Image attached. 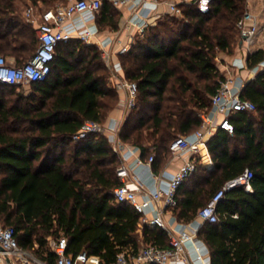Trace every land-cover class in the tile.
<instances>
[{
  "label": "trees",
  "instance_id": "1",
  "mask_svg": "<svg viewBox=\"0 0 264 264\" xmlns=\"http://www.w3.org/2000/svg\"><path fill=\"white\" fill-rule=\"evenodd\" d=\"M178 5L182 14L164 13L119 55L126 80L138 85L119 142L138 146L144 159L154 150L155 170L171 153V141L199 122L191 108L210 109L226 78L217 53L233 54L241 43L238 21L247 0H214L207 13L197 0ZM121 15L105 0L96 23L100 30L118 29ZM36 43L18 0H0V53L20 65L34 54ZM262 60L264 48L248 55V66ZM109 69L97 44L73 38L58 44L49 78L31 82V92L0 84V222L12 226L20 246L43 260L54 262L50 238L62 235L69 253L86 251L104 264H113L124 249L141 248V214L114 196L122 184L119 151L105 133L74 138L85 120L104 124L119 103ZM242 96L256 109L234 114V132L220 129L210 139L213 167L199 164L171 208L179 221L188 222L227 181L253 170V189L226 190L217 204L218 220L198 229L211 264H264V70L245 84ZM190 180L197 187L189 189ZM143 232L145 243L169 246L166 229Z\"/></svg>",
  "mask_w": 264,
  "mask_h": 264
},
{
  "label": "built area",
  "instance_id": "2",
  "mask_svg": "<svg viewBox=\"0 0 264 264\" xmlns=\"http://www.w3.org/2000/svg\"><path fill=\"white\" fill-rule=\"evenodd\" d=\"M104 1L71 0L63 6L54 9L49 8L42 12L36 26L38 44L34 54L27 61L17 65L0 53V84L6 83L19 86L24 83L46 81L51 74L55 51L60 42L69 41L73 38L89 42L96 35L98 27L92 26L90 23L95 21ZM112 1L119 8L130 4L131 7L135 8L134 10H138L146 6L149 0ZM160 1L163 2V0H154V4H158ZM166 1L169 12L182 14L181 8L175 1ZM213 1L197 0L199 10L202 13L209 12ZM148 7L149 11L153 8ZM27 15L31 16V9L28 10ZM159 16L158 14L157 17ZM29 18L31 21H36L34 17ZM135 23L138 25L139 30L143 32L145 27L152 22L148 19V15H140L135 16ZM238 27L241 30L242 45L249 49L259 31L257 16L250 11H245L238 21ZM127 50L128 46L122 48L123 52ZM121 67L123 68L120 62L113 68L118 71ZM259 69L264 70V60L253 67V72H258ZM235 82L236 78L232 74L226 75V78L221 81L220 87L212 96L210 109L196 112V117L199 120L197 128L180 134L171 141V153L182 157L184 159L183 163L170 177L166 187H155L143 198L139 197L141 185L130 181L133 167L126 163L127 156L122 153L123 149L135 151L138 146H123L119 142V138L113 139L114 149L119 151L122 159V163L117 168V174L121 178L122 184L114 189V196L117 200L134 206L141 214L140 219L144 223H152L155 226L162 227L168 231L170 236L169 246L167 247L147 243L137 252H133L129 248L124 249L118 253L113 264H196L199 261L211 264L210 252L207 249L208 254H206L203 250L202 245L205 242L197 234L200 226H196L192 232L182 228L171 230L163 219V212L165 209H171L177 204L179 187L192 175L199 164L207 166L213 164V156L209 145L210 137L219 129L233 133L235 125L231 117L240 111H253L256 109V105L252 100L242 96V89ZM123 85L127 88L125 105L128 112L136 103L138 85L136 81L129 80H125ZM104 131V124L89 119L84 121L78 132L75 133L74 138L82 139L91 133H103ZM153 160L154 154H151L146 160L138 155L135 158L134 165L143 164L144 162L150 164ZM253 176V170L247 168L235 178L227 181L199 209L196 218L200 219L201 223L217 221V204L226 190L235 186H243L246 190H252ZM149 212L152 213L151 217H148ZM192 241H195V255L193 256L187 253V245ZM0 244L3 247V249H0V263L5 262L7 257L15 256L23 259L26 264H29L31 260L37 261L39 264H104L98 255L89 254L86 251L79 252L76 255L69 253L67 251L68 239L64 235L52 242V250L56 254L54 262L38 258L20 246L12 226H4L1 222Z\"/></svg>",
  "mask_w": 264,
  "mask_h": 264
},
{
  "label": "crops",
  "instance_id": "3",
  "mask_svg": "<svg viewBox=\"0 0 264 264\" xmlns=\"http://www.w3.org/2000/svg\"><path fill=\"white\" fill-rule=\"evenodd\" d=\"M166 0L160 1L158 4H154V0H149L146 6L141 7L138 10H134L135 8L130 4L124 5L120 7L122 15L119 21L118 29H105L100 30L96 19L95 21H91L92 26L98 27V32L91 39V41L87 43H94L99 46L102 51V55L106 57L107 65L111 69L113 76L111 81L118 88V92L120 95V101L117 106L110 112L106 122L104 123L105 133L108 135L111 143L114 147L115 138H119V132L124 122L128 112L126 109V98H127V88L123 85V82L126 80L124 70L121 67L118 71H116L113 67L120 64L119 55L123 52L122 48L124 46L130 47V44L134 41L137 34L140 33L138 25L135 23V16H144L148 15V19L153 22L157 18V15H163L166 12H169V8ZM177 3L179 2H191L192 0H171ZM153 7L151 11H149V7ZM246 11H250L255 14L258 18L259 31L255 36L250 48L248 49L245 45H242V41L239 46L236 48V51L227 55L224 58L226 59V63L222 64L223 71L226 75L232 74L236 78V85L243 89L245 84L255 78L257 73L262 70L259 69L258 72H253V68L248 66V55L254 52L257 49L264 48V0H247ZM138 13V14H137ZM29 19V18H28ZM37 19V17L35 18ZM35 23L34 21H30ZM36 30V26H35ZM106 54V56H105ZM10 61L15 62V58L13 56H7ZM198 111V110H197ZM192 117L197 119L196 113L192 112ZM198 123H193L192 127L189 130H195L197 128ZM188 130V131H189ZM220 130V129H219ZM217 130L210 139L219 131ZM224 130V129H223ZM210 141V140H209ZM128 145L131 147H135L130 143L122 144ZM122 153H125L126 163L131 165L133 168L131 169V179L135 183L141 185V190L139 191V197L143 198L147 196L148 192L155 187H166L169 183L170 177L175 173L180 165L183 163V158L179 156H175L172 153L168 155V157L161 163L158 170L153 168L152 163L144 162L143 164L134 165L135 158L138 155H141V149L138 147L135 151H128L127 149H123ZM148 159V158H147ZM146 160V159H145ZM213 164L210 166L204 165L206 167H213ZM198 182L196 180H190L188 182V188L197 187ZM152 213H148V217H151ZM163 219L168 224L169 229H186L188 231H194L196 226H201V220L198 218H194L188 222L179 221L174 215L173 211L169 208L165 209L163 212ZM144 227H159L155 226L152 223H144L142 219L139 221V237L141 247L146 245L143 241L144 238ZM200 228V227H199ZM53 238H50V245L52 248ZM204 241V240H203ZM205 242V241H204ZM203 250L208 254V250L210 252L209 246L203 244ZM35 256H37L32 250L24 248ZM208 249V250H207ZM187 253L188 255H195V241L189 242L187 245ZM38 257V256H37ZM39 258V257H38ZM0 264H26L23 259L17 258L15 256H10L6 258V261ZM29 264H39L37 261L31 260ZM196 264H205V262H196Z\"/></svg>",
  "mask_w": 264,
  "mask_h": 264
},
{
  "label": "rangeland",
  "instance_id": "4",
  "mask_svg": "<svg viewBox=\"0 0 264 264\" xmlns=\"http://www.w3.org/2000/svg\"><path fill=\"white\" fill-rule=\"evenodd\" d=\"M70 1L71 0H36L35 2H33L31 0H18V11L21 13V15H23V17H25L29 21H31L29 17H34V18L37 17L35 23L31 22L33 27H34V29H35V26H37V24H38V22L40 20V15H41L42 12H44L46 9H49V8H53V9L54 8H58L60 6H63L65 4H67ZM29 9H31V16L27 15V12H28ZM178 15H180V14H178ZM161 16L162 15H160L155 20H153L152 23H156L157 19H160ZM35 33H36V36H37V31L36 30H35ZM140 33H142V32L140 31ZM37 44H38V37H37L36 46H37ZM231 54L232 53L229 54V53L223 52V51H219L217 53L216 62L218 64V66L221 67V69H223L222 68L223 67L222 64L226 63V59L224 57L227 56V55H231ZM5 57H7V56H5ZM103 58H104V61L107 63V61L105 59L106 57L103 56ZM109 70H110V79H111L112 76H113V73H112L111 69H109ZM18 89L24 90L27 93L32 91V87H31L30 83H24L23 85H19ZM130 111H131V109H129L128 114L130 113ZM191 112L196 113L197 109L192 107L191 108ZM121 128H122V126H121ZM152 153L154 154V150H153Z\"/></svg>",
  "mask_w": 264,
  "mask_h": 264
},
{
  "label": "water",
  "instance_id": "5",
  "mask_svg": "<svg viewBox=\"0 0 264 264\" xmlns=\"http://www.w3.org/2000/svg\"><path fill=\"white\" fill-rule=\"evenodd\" d=\"M2 84H6V83H2ZM0 249H3L2 245L0 244Z\"/></svg>",
  "mask_w": 264,
  "mask_h": 264
}]
</instances>
